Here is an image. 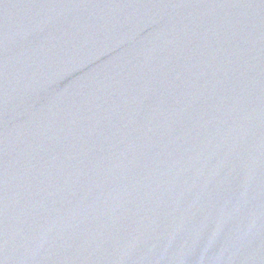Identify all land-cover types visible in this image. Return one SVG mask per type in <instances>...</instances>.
I'll list each match as a JSON object with an SVG mask.
<instances>
[{"label":"water","instance_id":"1","mask_svg":"<svg viewBox=\"0 0 264 264\" xmlns=\"http://www.w3.org/2000/svg\"><path fill=\"white\" fill-rule=\"evenodd\" d=\"M0 264H264V0H0Z\"/></svg>","mask_w":264,"mask_h":264}]
</instances>
